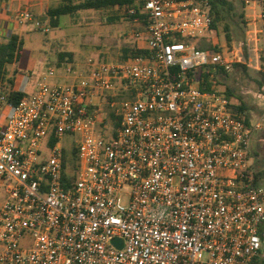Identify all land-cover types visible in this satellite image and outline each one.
<instances>
[{
  "label": "built area",
  "instance_id": "obj_1",
  "mask_svg": "<svg viewBox=\"0 0 264 264\" xmlns=\"http://www.w3.org/2000/svg\"><path fill=\"white\" fill-rule=\"evenodd\" d=\"M238 1L258 4L264 25V0ZM140 11L146 54L90 58L66 83L49 68L17 104L0 93V264H264L252 168L262 125L234 114L217 82L235 51L197 44L212 0H142Z\"/></svg>",
  "mask_w": 264,
  "mask_h": 264
},
{
  "label": "rangeland",
  "instance_id": "obj_2",
  "mask_svg": "<svg viewBox=\"0 0 264 264\" xmlns=\"http://www.w3.org/2000/svg\"><path fill=\"white\" fill-rule=\"evenodd\" d=\"M71 1L78 4L83 0H32L31 2L21 0L20 2L23 5L19 11L27 10L32 14V20L22 23L24 26H28L33 22L39 23L41 28L42 26L50 28L51 31L47 34L54 38L52 40L53 49L49 48V51L52 53L51 55L54 56L56 52L61 51L73 53V62H66L62 66H55L57 70L60 69L62 73L63 69H65L64 67L69 64H75L76 66H80V71H83L82 73H87V64L90 58H101L111 62H118L124 60L128 54H132L129 51L134 50L136 45L133 42L129 43L128 35L132 34L134 36L135 31L141 29L142 25H136L132 20L128 19L127 16L130 9L127 6L82 9L73 14L62 16L59 27L56 29L52 28L49 25L48 18L44 15L45 13L43 14L44 7L47 5L59 6L61 4H68ZM241 13H244L243 19L239 17ZM246 14L257 27L253 28V31L255 30V34L258 36L256 40L252 37L249 39L247 37V31L249 29L248 23L246 22ZM257 20L261 22L260 7L256 3H251L246 9L240 8L236 16L231 14L225 22L230 26L232 39L230 44L226 38L224 23H220L216 31L206 37L199 38L197 42L200 45L217 43L227 54L234 50L237 54L238 62L245 65L246 69H240L239 73L231 77L227 82L225 81L226 83L221 81L220 86L222 90H225L229 86L236 91L237 95L242 96L251 108L248 112L251 121L261 122L262 129L254 137L252 162L256 167L259 166L260 170H264V102L255 98V94L264 88V85L261 86L264 74L263 71L255 69V67H259L260 65L259 60L257 63L252 62L253 65L250 64V66L249 63L251 62L248 60L251 54L256 55L257 53L258 56L261 54V45H263L261 43L262 27L257 25ZM36 32H40L41 36H47V34L39 30ZM7 35L4 33L0 36V42L8 38ZM132 39L134 40L135 38L133 37ZM249 42L251 48L247 45ZM28 47L29 51L34 50L32 46L30 47L28 45ZM126 50L128 53H125ZM245 60L247 63H244ZM15 68L9 65L7 66L8 80L15 81V76L17 75ZM83 68L85 70H82ZM52 81L53 79H51ZM0 93L4 94L3 89H0ZM232 100L233 102L237 101L235 98ZM107 122L108 133L110 134L111 129L115 126L116 120L112 115L108 114ZM74 140L75 137L72 136L65 138L64 143L66 149H72ZM73 152L74 149L69 154L71 160L74 159ZM33 243L34 240L31 237H25L22 239L20 245L23 249H30L33 247Z\"/></svg>",
  "mask_w": 264,
  "mask_h": 264
},
{
  "label": "trees",
  "instance_id": "obj_3",
  "mask_svg": "<svg viewBox=\"0 0 264 264\" xmlns=\"http://www.w3.org/2000/svg\"><path fill=\"white\" fill-rule=\"evenodd\" d=\"M182 1V0H181ZM142 5V0H83L82 2L75 4L71 1L68 4H61L59 6L49 7L45 11V16L48 18L49 25L56 29L60 25V18L65 15L73 14L82 9H102L114 6L125 7L127 6L128 9H135V13L131 14L128 11V19L134 22L135 19H138L141 23V29L144 28V20L145 15L142 14L140 11ZM247 5L244 2H239L238 0H212V14H213V22L211 25V31L214 32L218 29V25L220 23H224V30L226 33V38L228 43L232 41L230 35V26L228 23H225L229 16L237 15V11L240 8H245ZM240 18H244V13L239 15ZM211 32V33H212ZM198 44V42H197ZM201 48H211V44H198ZM23 49V41L20 39L18 35L12 34L2 42H0V89H3L4 94H8L9 102L13 104L19 103L27 94L20 91H13L12 86L14 84L13 80L7 79V66L11 65L15 60H17L22 52ZM131 55H139V54H146L145 50H141L138 45H136L134 50H130ZM125 53H128L127 50ZM127 55V54H126ZM59 64L58 66H62V64L66 62H73V53L61 51L57 53ZM130 55L128 54L127 57ZM126 57V58H127ZM240 69H246L245 65L239 62H234L232 64V69L230 72H225L221 70L219 72V80L217 81L220 84L221 81H228L231 77L237 75ZM200 76L206 83L209 80V74L207 71L205 72L202 70L200 72ZM262 84L264 85V78L262 77ZM225 82V83H226ZM9 83V85H7ZM11 86V87H10ZM227 86V85H226ZM209 85L202 84V89H208ZM225 94L233 99L235 98L237 101L233 102L232 105V112L234 114H244L246 118V122L248 125L252 124L251 117L248 114L250 111V106L244 101L242 96L236 94V91L229 86L226 87L224 90ZM114 118V116H112ZM116 125V123H115ZM55 139L51 138V142H54ZM73 158H76V150L74 149ZM253 156V154H252ZM253 174L257 182H260L264 179V170H260L259 166H255L253 164Z\"/></svg>",
  "mask_w": 264,
  "mask_h": 264
},
{
  "label": "crops",
  "instance_id": "obj_4",
  "mask_svg": "<svg viewBox=\"0 0 264 264\" xmlns=\"http://www.w3.org/2000/svg\"><path fill=\"white\" fill-rule=\"evenodd\" d=\"M29 1L30 0H23ZM21 0H0V36L4 33L8 34L7 37L11 36L12 34L18 35L20 39L23 41V49L22 52L17 60H15L11 65L12 67H16L15 71L17 70V75L15 76L14 85L12 86V90L24 92L27 95H32L37 91L38 82L40 77L49 69L55 68L58 66V56L57 52L53 55L49 51V48L53 49V41L54 38L50 36L49 33L51 30L48 27L41 26L39 23L31 22L28 26H24L22 23L26 22L18 17V13L20 12V8L23 3H20ZM55 6V5H54ZM53 5H47L44 7L45 13L46 9L49 7H54ZM247 7V6H246ZM245 7V9H246ZM31 21V20H30ZM252 19L248 18L246 14V22L248 23V31L247 37L253 38L256 40L258 36L255 34V30L253 28H257L255 23L251 22ZM134 23V22H133ZM22 25V26H21ZM257 25L262 27V36H261V54L258 56L251 54L250 58H248L249 66L252 62L257 63L258 60L260 61L259 67H255V69L259 71H263L264 74V25L262 21L260 22L257 20ZM46 28L49 31H46ZM47 34V36H41L40 32ZM129 43H134L138 45L137 41H134L132 38L134 36L128 35ZM247 41V40H246ZM32 46L34 48L33 51H29V47ZM249 48L250 42L247 44ZM251 50V49H250ZM47 51V52H46ZM252 51V50H251ZM244 63H247L245 60ZM88 66V65H87ZM261 66V67H260ZM63 72L61 73L60 69H56V76L53 78L52 83H66L73 80L74 74H81L83 71H80V66H76L75 64H69L64 67ZM89 70V67L87 68ZM82 70H85L84 68ZM87 70V71H88ZM37 72V74H36ZM264 78V76H263ZM263 80V79H262Z\"/></svg>",
  "mask_w": 264,
  "mask_h": 264
}]
</instances>
